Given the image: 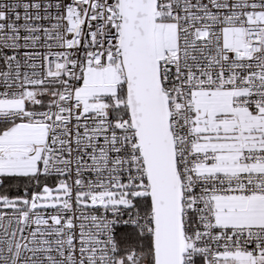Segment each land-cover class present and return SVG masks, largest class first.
Wrapping results in <instances>:
<instances>
[{"label": "snow or ice", "instance_id": "1", "mask_svg": "<svg viewBox=\"0 0 264 264\" xmlns=\"http://www.w3.org/2000/svg\"><path fill=\"white\" fill-rule=\"evenodd\" d=\"M0 264H264V0H0Z\"/></svg>", "mask_w": 264, "mask_h": 264}]
</instances>
